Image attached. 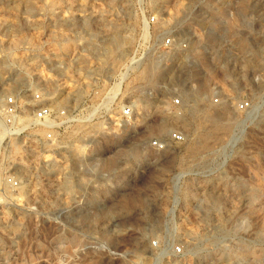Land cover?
<instances>
[{
    "label": "rangeland",
    "instance_id": "374dc122",
    "mask_svg": "<svg viewBox=\"0 0 264 264\" xmlns=\"http://www.w3.org/2000/svg\"><path fill=\"white\" fill-rule=\"evenodd\" d=\"M38 48L87 50L88 75L133 102L134 127L104 138L86 185L52 182L80 164L10 149L32 126L3 100L24 98ZM0 141V264H147L170 229L198 264H264V0H0Z\"/></svg>",
    "mask_w": 264,
    "mask_h": 264
},
{
    "label": "built area",
    "instance_id": "2783aa9c",
    "mask_svg": "<svg viewBox=\"0 0 264 264\" xmlns=\"http://www.w3.org/2000/svg\"><path fill=\"white\" fill-rule=\"evenodd\" d=\"M163 44L168 49L176 46L170 38L164 40ZM180 48L186 50L187 45L180 44ZM87 54L83 48L68 53L56 48L36 49L31 57L32 85L24 91V98L19 99L18 95L10 94L3 100L11 117L18 113L22 120L27 118L28 125L32 126L31 136L27 131H18L10 148L21 152L24 163L42 166L56 164L65 171L69 164L81 165L78 176L73 177L67 171L53 179L55 183H87L84 177L92 175L96 164L102 163L101 154L106 150L104 138L116 136L121 131L128 132L135 124L133 102L127 98L124 104L120 103L117 85L88 75L89 68L83 64ZM79 58L82 59V65H77ZM74 70L81 72L78 79L68 75ZM73 86L80 87L78 106H75V100L71 98ZM213 104L219 105V98L215 97ZM173 105L182 106V100L174 99ZM251 108L249 101H241L237 105L240 112H248ZM24 115L26 118L23 119ZM169 140L180 144L185 139L182 133L173 132ZM166 145L155 143L161 150H165ZM6 151L9 148H3L0 141V164H4ZM45 152H50V155L44 157ZM93 153L98 155L94 156ZM12 183L14 186L19 185V182L13 180ZM80 199L84 201L87 197L81 194ZM84 207L81 205L82 210ZM171 230L165 237L150 240L147 264H198L194 253L181 240L176 239Z\"/></svg>",
    "mask_w": 264,
    "mask_h": 264
},
{
    "label": "bare ground",
    "instance_id": "6f19581e",
    "mask_svg": "<svg viewBox=\"0 0 264 264\" xmlns=\"http://www.w3.org/2000/svg\"><path fill=\"white\" fill-rule=\"evenodd\" d=\"M121 42H122V40L120 39V38H115V39H110L109 40V43H108V46L107 47H111V48H116V47H120V45H121ZM110 48V49H111ZM109 50V49H108ZM113 52V51H112ZM119 59H120V57L119 58H117V60L119 61ZM115 62H116V59H115ZM112 65H113V63H112ZM115 65V64H114ZM146 73V72H145ZM142 77V76H141ZM212 116V115H211ZM215 119H213V117L212 118H207V119H204L203 121H202V123L204 124H206V121L207 122H210V121H212V123L214 124V126H215V123H217V119L214 121ZM163 120L161 119V122L159 123V126H160V128L163 126V124L162 123H164V122H162ZM211 123V124H212ZM208 124H210V123H208ZM207 125V124H206ZM213 126V127H214ZM208 127V126H207ZM212 127V126H211ZM217 127V126H216ZM225 128V127H224ZM79 130H80V128H79ZM220 130V129H219ZM208 139V138H207ZM115 154V153H114ZM110 158V157H109ZM113 158V157H112ZM114 159H116L117 160V158H114ZM107 160H109V159H107ZM110 161V160H109ZM113 162H115L114 160H112ZM112 162V163H113ZM111 164V163H110ZM6 198V197H5ZM1 200V199H0ZM96 214V213H95Z\"/></svg>",
    "mask_w": 264,
    "mask_h": 264
}]
</instances>
